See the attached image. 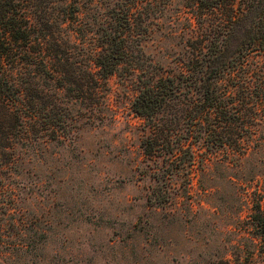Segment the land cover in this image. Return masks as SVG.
Masks as SVG:
<instances>
[{"label":"trees","instance_id":"16d2710c","mask_svg":"<svg viewBox=\"0 0 264 264\" xmlns=\"http://www.w3.org/2000/svg\"><path fill=\"white\" fill-rule=\"evenodd\" d=\"M159 1L0 0V228L26 150L69 139L80 116L93 122L107 78L122 69L154 165L150 203L169 200L175 174L189 185L197 151L237 159L264 141V0H183L186 35L168 64L142 48L143 4ZM249 217L257 237L245 255L236 242L208 264H264L258 202Z\"/></svg>","mask_w":264,"mask_h":264},{"label":"rangeland","instance_id":"374dc122","mask_svg":"<svg viewBox=\"0 0 264 264\" xmlns=\"http://www.w3.org/2000/svg\"><path fill=\"white\" fill-rule=\"evenodd\" d=\"M143 5L142 48L168 64L182 50L187 8ZM107 86L93 122L80 116L69 139L26 150L2 214L0 264H208L236 242L242 258L257 237L249 213L256 202L264 209V141L237 159L197 151L189 185L175 174L169 200L150 203L154 165L139 145L132 75L122 69Z\"/></svg>","mask_w":264,"mask_h":264}]
</instances>
